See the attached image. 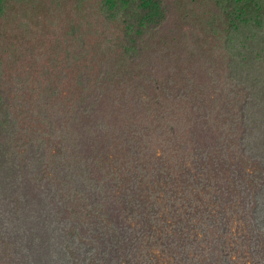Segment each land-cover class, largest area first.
Returning <instances> with one entry per match:
<instances>
[{"label": "trees", "instance_id": "16d2710c", "mask_svg": "<svg viewBox=\"0 0 264 264\" xmlns=\"http://www.w3.org/2000/svg\"><path fill=\"white\" fill-rule=\"evenodd\" d=\"M45 1L57 44L29 23L5 47L34 0H0V264H264V0H180L209 31L162 41L174 0ZM30 47L83 69L80 94L8 89Z\"/></svg>", "mask_w": 264, "mask_h": 264}, {"label": "rangeland", "instance_id": "374dc122", "mask_svg": "<svg viewBox=\"0 0 264 264\" xmlns=\"http://www.w3.org/2000/svg\"><path fill=\"white\" fill-rule=\"evenodd\" d=\"M176 8L173 9V11L168 7L166 10L168 20L167 22L157 31H153L152 37H156L157 41H162V37L164 35H171L175 37L179 33L185 34L186 35V40L191 37L190 33H194V35H197L199 38L204 37L205 32L209 31V29H202L200 26H195L193 22H191V19L187 15H184L182 13L183 7H181L180 0H174ZM29 4L24 2L22 3V6H24V10L29 11L27 9ZM46 5L45 0H34L33 6H31L30 11H31V19L29 18V13L25 14L22 16V19L15 23V26L13 28V31L10 32L8 35L10 36L9 38H5L6 41H4V46L6 47V44H9L10 40L12 41V37L15 35H23L25 36L27 34L28 36V28H29V23L31 24L33 28V36L36 38V43L38 41H43L44 45L46 47L49 46H55L57 43L56 38L60 35L61 28L65 27L61 25V23H66V22H51V23H56L53 28L50 30V36L43 30V27L39 21V16L36 12V8H43ZM182 10V11H181ZM123 15V12H122ZM33 17V18H32ZM90 19V18H89ZM92 22V18L90 19ZM3 23V22H0ZM178 27V29L173 28V27ZM4 31V29L0 30ZM198 38V39H199ZM31 47L27 52H23L24 54H17V56L13 54H5L4 59L2 60L3 63H6V61L9 59V63L11 67L8 66L7 64V72H8V77L10 78L11 83L9 84L10 86H7V88L13 87L12 90L19 92L22 91L20 94H25V96L28 94V91L30 89H27L24 91V87L22 85H26L29 83L30 80H34L35 78L39 79H53V82L55 83L56 88L60 91L58 92L61 96L60 99L62 101H68L67 97L71 95H77L79 92V89H75L74 86L77 85V82H75V79L78 80L79 82V76L83 73V69L77 68L75 66H71L68 69H64L62 65V59L60 58V63H58V66H54L53 69L50 68L51 63L47 60H44L43 58H40L38 55H40L38 52H31ZM56 52V51H55ZM56 57V56H55ZM35 58H38L39 60L36 62ZM57 58V57H56ZM175 60V59H174ZM171 58H160L158 56V59H156V63L154 62L152 67L154 73L157 74H162V73H168V72H175L176 69L179 70L178 73L184 75L188 74L190 72L186 71V69L179 65L178 62H174ZM161 64V65H160ZM52 69V70H51ZM50 70V71H48ZM190 70V68H189ZM75 77V78H74ZM22 79V81H21ZM44 83H39L37 84V91L42 89V85ZM81 91V89H80ZM75 93V94H74ZM80 94V92H79ZM157 94V93H156ZM27 97V96H26ZM157 97H160L161 99H164L163 96H160L157 94ZM28 98V97H27ZM37 98V96H36ZM148 98H152L151 94L148 95ZM146 99V100H147ZM158 99V98H157ZM165 100V99H164ZM175 101V99L173 100ZM172 101V103H173ZM111 103V104H110ZM147 104V102H146ZM113 105V106H112ZM109 107L113 109L120 110L126 108L127 106L124 105V103L119 102V100L115 101L112 103L111 101L109 102ZM29 115V114H28ZM160 116L164 117H171V113L169 112V106H165L160 112ZM171 119V118H170ZM169 119V120H170ZM185 127H181L183 129ZM232 144L236 145L237 141L236 140H231ZM223 158H227L226 156H223ZM123 162H128L130 159L127 156H124L122 158ZM248 163H250L248 161ZM251 164V163H250ZM159 256L161 258V252H159ZM158 258L159 260H161ZM162 260H165L162 259ZM240 264V263H238ZM241 264H245V260H242Z\"/></svg>", "mask_w": 264, "mask_h": 264}]
</instances>
